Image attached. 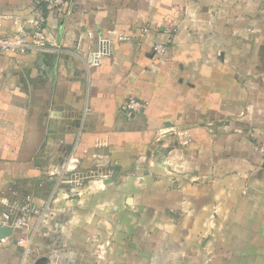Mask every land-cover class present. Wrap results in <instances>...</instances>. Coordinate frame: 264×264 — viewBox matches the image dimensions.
Listing matches in <instances>:
<instances>
[{"label": "crops", "instance_id": "0c3cea01", "mask_svg": "<svg viewBox=\"0 0 264 264\" xmlns=\"http://www.w3.org/2000/svg\"><path fill=\"white\" fill-rule=\"evenodd\" d=\"M37 11L0 0V40ZM46 28L0 52V208L48 216L49 264H264V0H74Z\"/></svg>", "mask_w": 264, "mask_h": 264}, {"label": "built area", "instance_id": "2783aa9c", "mask_svg": "<svg viewBox=\"0 0 264 264\" xmlns=\"http://www.w3.org/2000/svg\"><path fill=\"white\" fill-rule=\"evenodd\" d=\"M74 0H43L44 11H37L34 18L30 19V28L21 32L17 35H14L13 40H0V52H5L8 50H19L22 52H27L30 50L36 49H45L49 44V36L46 28V12H56L59 8L69 5ZM104 43L103 48L97 53V56L94 60V64L100 62L101 55L108 53V48L106 45V40H102ZM168 49L167 44H157L154 46V52L159 55L165 54ZM143 104L140 100L130 98L125 102L124 110L129 116H134L141 111ZM255 149L260 153L261 160L264 166V144H255ZM106 172H102L104 175ZM110 172L108 171L107 174ZM107 177V176H106ZM83 182L80 177L67 179L64 182ZM33 205L31 198H27L25 203L18 204H6L5 207L0 208V228L10 227L14 231L24 232L28 228H32V224L39 222L42 216H38L37 219L32 220L33 218ZM38 225V224H35ZM34 233V232H33ZM9 237L0 238V246L7 244L9 242ZM27 240V244H22ZM18 244L23 245L22 250V259L20 264H30L29 255L31 251V240L25 236H21L17 239Z\"/></svg>", "mask_w": 264, "mask_h": 264}, {"label": "rangeland", "instance_id": "374dc122", "mask_svg": "<svg viewBox=\"0 0 264 264\" xmlns=\"http://www.w3.org/2000/svg\"><path fill=\"white\" fill-rule=\"evenodd\" d=\"M106 176H108L107 172L104 175L102 174L99 175L98 173L97 175H91L87 177V179H85L84 182L76 183L75 181L74 182L68 181L63 185L64 186L69 185L71 188H76V186H79L82 189L83 187H86V185L88 184H90V186L95 185L100 179L99 180L101 181L100 184L101 186H103L102 178L103 177L105 178ZM69 180H71V178ZM84 189H88V187ZM56 200H57V196L55 198V202ZM35 224H38V225H35ZM50 226H51V223H50L48 216L46 218L42 216L40 218V223L39 222L37 223V220H36V223L32 224V228H28L27 230L21 233V236H25L26 238H29L32 241L31 251L29 255L30 264H47V263L49 264V261L51 260V258L55 259L54 251L52 252L48 250L46 251L43 248L44 239L42 238V235L45 231H47V228H49ZM22 244H27V240L24 241Z\"/></svg>", "mask_w": 264, "mask_h": 264}, {"label": "water", "instance_id": "95a60500", "mask_svg": "<svg viewBox=\"0 0 264 264\" xmlns=\"http://www.w3.org/2000/svg\"><path fill=\"white\" fill-rule=\"evenodd\" d=\"M13 230L10 227H2L0 228V238L11 236Z\"/></svg>", "mask_w": 264, "mask_h": 264}]
</instances>
